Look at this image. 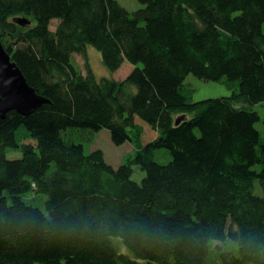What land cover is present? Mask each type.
Segmentation results:
<instances>
[{
    "label": "trees",
    "instance_id": "obj_1",
    "mask_svg": "<svg viewBox=\"0 0 264 264\" xmlns=\"http://www.w3.org/2000/svg\"><path fill=\"white\" fill-rule=\"evenodd\" d=\"M137 1L0 0V42L49 101L0 119V264H264V0ZM90 45L108 72L135 68L83 74ZM190 74L229 96L193 101ZM71 128L133 152L115 168Z\"/></svg>",
    "mask_w": 264,
    "mask_h": 264
},
{
    "label": "rangeland",
    "instance_id": "obj_2",
    "mask_svg": "<svg viewBox=\"0 0 264 264\" xmlns=\"http://www.w3.org/2000/svg\"><path fill=\"white\" fill-rule=\"evenodd\" d=\"M120 5L125 7L129 12L140 9L141 6L137 0H117ZM57 21L52 22L51 30H54L56 27ZM86 55L82 54H74L72 56V63L75 64L77 69L81 70L83 74L87 72V65L92 69L95 77L100 80L103 77L108 79H115L117 81H123L130 72L135 68L132 64L127 61H124L123 65L117 71L110 73L105 68L104 64L101 62V55L93 46H88L85 51ZM186 83H191L192 86L197 91L193 97V101L198 102L204 99H211L213 97L219 98L224 96H229L228 90L225 87L219 85L216 82H207L204 80L197 79L193 74H190L186 78ZM257 130L264 137V125L262 122H258L256 125ZM25 132L24 127H20L18 129L19 135ZM66 135L64 139L68 143H77L83 146V150L85 153L89 154L93 152L95 149H99L104 152L105 160L111 164L113 167L117 168L120 164L124 162V159L133 152L131 144L129 142L123 145H114L112 143V139H110V132L106 129L102 131H91L88 129H76L71 128L66 131ZM154 134L148 129L147 130V138L151 139ZM8 157L10 159H18L21 157L20 152H9ZM155 159L158 163H168L170 159V154L166 149H160L155 153ZM259 167L257 166L256 169ZM135 173L133 175V180L136 182H140V180L144 177L145 173L141 171L139 168H135ZM255 195L257 197L262 196V192L260 188H258V183L254 185ZM26 201L33 206L38 207L39 209L46 212L45 202L47 200L45 195H35L30 193L25 196ZM118 249L122 251H126L122 245L118 243ZM141 264H148L146 261H140Z\"/></svg>",
    "mask_w": 264,
    "mask_h": 264
},
{
    "label": "water",
    "instance_id": "obj_3",
    "mask_svg": "<svg viewBox=\"0 0 264 264\" xmlns=\"http://www.w3.org/2000/svg\"><path fill=\"white\" fill-rule=\"evenodd\" d=\"M13 22L21 27L31 23L25 18H14ZM48 102L28 85L26 78L0 42V119L4 120L9 112L15 111L27 117ZM179 122L180 120L176 124Z\"/></svg>",
    "mask_w": 264,
    "mask_h": 264
}]
</instances>
